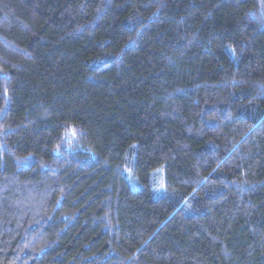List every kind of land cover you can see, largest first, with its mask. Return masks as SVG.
Segmentation results:
<instances>
[{"label":"trees","instance_id":"trees-1","mask_svg":"<svg viewBox=\"0 0 264 264\" xmlns=\"http://www.w3.org/2000/svg\"><path fill=\"white\" fill-rule=\"evenodd\" d=\"M0 264H264V0H0Z\"/></svg>","mask_w":264,"mask_h":264}]
</instances>
